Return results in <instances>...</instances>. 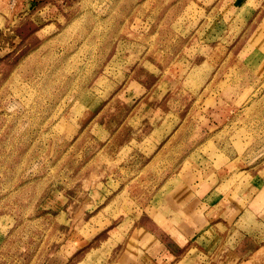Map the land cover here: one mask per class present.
Segmentation results:
<instances>
[{
    "label": "rangeland",
    "instance_id": "obj_1",
    "mask_svg": "<svg viewBox=\"0 0 264 264\" xmlns=\"http://www.w3.org/2000/svg\"><path fill=\"white\" fill-rule=\"evenodd\" d=\"M256 237L264 0H0V264H241Z\"/></svg>",
    "mask_w": 264,
    "mask_h": 264
},
{
    "label": "crops",
    "instance_id": "obj_2",
    "mask_svg": "<svg viewBox=\"0 0 264 264\" xmlns=\"http://www.w3.org/2000/svg\"><path fill=\"white\" fill-rule=\"evenodd\" d=\"M212 198V197H211ZM207 199V202L208 204L210 203L209 201V198H206ZM210 205V204H209ZM211 207H215V205H210ZM230 210H227V212H229ZM248 210L247 209H243L241 210L239 213H237L234 217H235V220H237L238 222H240V220L242 218H245L246 217V214H247ZM227 217H222V216H218L216 217V220L215 222H212L214 223L213 226H212V229L213 231L214 230H217V227H219L220 225L224 226V224H227V225H231L232 223H230L228 221V219H226ZM221 220V221H220ZM258 234V233H257ZM256 235V234H255ZM254 236V235H253ZM251 234H249V231H247L246 229H243L242 231L239 232V236L237 237V239L233 242L236 243V247H239V250L240 248L242 247L241 244H244L245 241L244 239L247 238V237H253ZM180 239H175L173 238V244L175 245V252H174V249L171 250L169 249L168 247V253L171 255V257L174 259L175 257H178V253H180L181 249L183 248V244L185 242V240L183 239V242L182 241H179ZM251 243H255L257 244V247L255 248V250L253 251V255L256 254L257 252L260 251L261 249V245L260 243L262 244L263 241L261 240H257V237L256 238H250ZM186 243V242H185ZM264 247V246H263ZM234 248V246H233ZM257 258L255 260H252V258H245L243 260V262L241 264H256L258 261L260 264H264V256L263 255H255ZM259 256V257H258Z\"/></svg>",
    "mask_w": 264,
    "mask_h": 264
},
{
    "label": "bare ground",
    "instance_id": "obj_3",
    "mask_svg": "<svg viewBox=\"0 0 264 264\" xmlns=\"http://www.w3.org/2000/svg\"><path fill=\"white\" fill-rule=\"evenodd\" d=\"M256 102H257V100H256ZM254 105V104H253ZM250 106V105H249Z\"/></svg>",
    "mask_w": 264,
    "mask_h": 264
}]
</instances>
